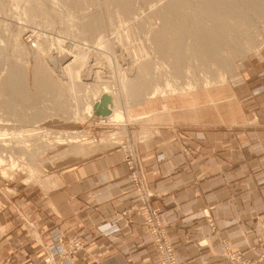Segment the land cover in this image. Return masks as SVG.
<instances>
[{
	"label": "crops",
	"instance_id": "1",
	"mask_svg": "<svg viewBox=\"0 0 264 264\" xmlns=\"http://www.w3.org/2000/svg\"><path fill=\"white\" fill-rule=\"evenodd\" d=\"M263 57L228 94L132 144L141 192L117 146L56 171L46 189L0 181V264H46L70 239L82 245L61 264H158L131 210L141 195L176 264H228L223 242L246 258L264 251Z\"/></svg>",
	"mask_w": 264,
	"mask_h": 264
},
{
	"label": "rangeland",
	"instance_id": "2",
	"mask_svg": "<svg viewBox=\"0 0 264 264\" xmlns=\"http://www.w3.org/2000/svg\"><path fill=\"white\" fill-rule=\"evenodd\" d=\"M163 3L173 4L165 15L180 24L177 34L183 39L178 45L183 42L179 48L187 51L177 73L170 71L172 60L161 54L163 48L157 42L164 17L158 5ZM203 4L204 0H0V181L46 189L53 185L56 171L78 159L107 147L120 148L122 143L132 146L156 126L191 118L216 94H228L264 54V18L255 19L247 33L229 37L234 16L225 18L209 5L222 17L220 25L227 31L222 32L219 53L206 60L190 52L193 34L213 40L212 32L204 33V27L197 26L199 20L210 23L199 8ZM245 41L250 49H245ZM203 46L211 48L213 42ZM145 62L148 76L138 69ZM10 65L21 82L17 83L21 96L1 87ZM123 76L134 77V83L143 86L141 94L147 90L146 97L154 98L127 94ZM43 80L46 85L40 88ZM106 89L114 90L121 116L111 118V114L108 121L85 116L86 102ZM157 91L168 96L160 97ZM223 246L224 252H236L224 242Z\"/></svg>",
	"mask_w": 264,
	"mask_h": 264
},
{
	"label": "bare ground",
	"instance_id": "3",
	"mask_svg": "<svg viewBox=\"0 0 264 264\" xmlns=\"http://www.w3.org/2000/svg\"><path fill=\"white\" fill-rule=\"evenodd\" d=\"M205 1V3H206V5H202V6H200L199 8L204 12V14H205V18H206V20H208V22H210L208 25L205 23V22H203V21H198V23H197V26L199 27V28H202V27H204L203 29H204V33H205V31L207 30V31H210V32H212L213 33V35H212V38H213V40L211 39V38H208V40H206V38H205V36L203 35L202 36V34L201 33H195V34H193L194 35V42L192 43L191 42V46H192V48L190 49V52H191V54L192 55H194L195 57H200V56H202L203 57V59H205L206 58V60H208V59H210V57H214V54H218L219 53V49H220V44H223V43H221V41L222 40H220V38H223L222 36H224L223 35V31H227V30H224V28H223V26L222 25H220V23H221V21H219L220 19H222V17L221 16H217V15H215V12H213V10H211L212 8L209 6V5H212L215 9H218V11L220 10L221 11V14L220 15H222L223 14V16L225 17V16H227V17H230V18H232L233 16V20H235V24L233 25L232 23V28H230L229 27V29H228V33H229V35H231V36H229V37H234V36H236V34L237 33H239V32H241V31H245V33H247V30H249V29H252V28H250V27H254V23H256V20L255 19H257V18H259V19H263L264 18V0H204ZM164 4V5H163ZM162 5L160 4V6L158 5V8L160 9V10H162L161 12L163 13V20H162V25H160V32L162 33V34H160V36H158V35H156V36H158V44L163 48V50H161L163 53H161V54H164V53H166V55H169V58L172 60V63H173V65L171 66V72H174V73H177V72H179L182 68L181 67H183V66H181V59H182V55L184 54L185 55V53H187V51L185 50V51H182L180 48H182V47H180L179 48V46H181L182 44H183V42H181L180 41V43H182L181 45H178L179 44V40L180 39H183V38H181L182 36L181 35H179V34H177V29H178V27H179V23L175 20V19H173V18H171L170 16H168V15H165V13H168V11H169V8H171V6L173 5L172 3L171 4H169V3H163ZM120 6V5H119ZM157 6V5H156ZM122 8V7H121ZM124 8V7H123ZM122 8V10H121V12L123 11L124 12V9ZM157 8V7H156ZM155 8V9H156ZM171 9H173V8H171ZM167 10V11H166ZM219 11V12H220ZM222 11H223V13H222ZM170 13V12H169ZM125 14V13H124ZM224 17H223V20H224ZM194 18V17H193ZM226 18V17H225ZM192 19V18H191ZM194 19H196V18H194ZM202 20V19H201ZM204 21H206L205 19H203ZM210 20V21H209ZM254 20H255V22H254ZM175 21V22H174ZM191 21V20H190ZM229 22V21H228ZM194 23V22H193ZM192 23V24H193ZM220 25V26H219ZM202 26V27H201ZM231 26V25H230ZM195 30V29H194ZM159 31V30H158ZM195 31H192L191 33H194ZM223 32V33H222ZM227 33V34H228ZM226 34V33H225ZM259 36V35H258ZM192 37V36H191ZM192 38V39H193ZM258 38V37H257ZM217 39H219L220 40V42L218 41L217 42ZM229 39V38H228ZM213 42V46L210 48V47H205V46H203L204 45V43H206V42ZM230 41V40H229ZM245 43H247L246 41H245ZM184 45V44H183ZM186 45V47H187V45L188 44H185ZM190 45V44H189ZM188 45V47H191V46H189ZM224 45H225V43H224ZM237 45V44H236ZM158 46V45H157ZM159 46V47H160ZM166 46H167V49H165L166 48ZM223 46V45H222ZM245 47V49H246V47H248L249 49H250V47L248 46V43H247V46H244ZM247 48V49H248ZM244 49V48H243ZM167 50V51H166ZM187 50H189L188 48H187ZM66 51V50H65ZM189 54V53H188ZM187 54V55H188ZM65 56V55H64ZM163 56V55H162ZM69 58V57H68ZM71 59V58H70ZM68 60V59H67ZM66 60V61H67ZM198 61V60H197ZM226 62H227V60H226ZM2 63V62H1ZM200 63V62H199ZM202 63V62H201ZM200 63V64H201ZM69 64V63H68ZM67 64V65H68ZM75 64V63H74ZM222 64V63H221ZM71 65V64H70ZM203 65V64H202ZM204 65H205V63H204ZM23 66V65H22ZM150 66V65H149ZM225 66H227V65H225ZM65 68V67H64ZM0 69H2V68H0ZM6 69V68H5ZM4 69V67H3V70H5ZM57 69V68H56ZM78 69V68H77ZM138 69H139V73H142V74H144L145 76H148L149 74V67H148V63H143L140 67H138ZM188 69L189 68H187L186 67V71H188ZM2 70V71H3ZM41 70V69H40ZM45 70V69H44ZM66 70H67V68H66ZM4 72H6L5 73V76H3V78H5L3 81H2V85H1V87H2V89H4L5 91H9V93H12V94H14V93H16V94H18V95H22V91L20 90L21 88H19L20 86H19V84L21 83H19V81L17 80V79H19V77L18 76H16V73H17V71H15V69H14V67L13 66H9L8 67V69H6V71H4ZM52 72V71H51ZM21 74V73H20ZM148 74V75H147ZM134 75V74H133ZM143 75V76H144ZM45 76V75H44ZM144 76V77H145ZM124 77V78H123ZM122 78H123V88H124V91H128L127 92V94L128 93H130V94H132V93H134V95H139V94H141V89H143V86H137V84L136 83H134V81H133V78L134 77H132V76H127V78L125 77V76H123ZM67 78V77H66ZM35 79V78H34ZM37 79V78H36ZM40 79V78H39ZM17 83H19V84H17ZM36 83V82H35ZM41 84L39 85V87L40 88H43V86H45L46 85V83H45V81L43 80V82H40ZM81 84V83H80ZM93 85V84H92ZM77 86H78V84H77ZM84 86V85H83ZM82 86V87H83ZM76 87V86H75ZM74 87V88H75ZM77 88V87H76ZM110 89V88H109ZM111 89H112V87H111ZM122 89V88H121ZM76 90V89H75ZM107 90V89H106ZM104 91V90H102L101 92H98V93H96V98H95V96L93 97L92 96V101H87L86 102V105H85V107H84V114H85V116H87V117H89V116H91V115H93L94 116V114H93V110H92V104L94 103V102H96V101H98L99 100V97L101 96V94L102 93H106V94H108V96L110 97V105H108L107 107H108V109H109V113L106 115V116H98V117H96V118H106V117H108L109 118V115H111L112 114V116H111V118H118V117H120L121 115H120V113H119V111H117L116 110V103H115V99H114V97H113V91L111 92V91ZM2 91V90H1ZM125 92V93H126ZM135 93H137V94H135ZM85 94V93H84ZM92 94V93H91ZM126 94V95H127ZM143 94V93H142ZM141 94V95H142ZM150 94V92L149 93H147V90H146V93H144L143 94V99H145V100H147V99H151V98H154L153 96H150V97H146V96H148ZM158 96H160V97H165V96H168V95H165L166 93L165 92H163V91H157V93H156ZM173 94H175V93H170V95H173ZM179 94H184V93H179ZM87 95V94H86ZM93 95V94H92ZM11 96V95H10ZM13 98H16L14 95L12 96ZM9 99V100H12V101H14V99ZM22 98V97H21ZM25 98V97H24ZM91 98V97H90ZM19 100H20V98H18ZM17 99V100H18ZM24 100V99H23ZM11 101V102H12ZM16 101V100H15ZM2 103V102H1ZM0 103V104H1ZM3 104H5V103H3ZM2 104V105H3ZM7 104V103H6ZM163 107V106H162ZM83 110V109H82ZM83 116V115H82ZM95 117V116H94ZM139 117V116H138ZM140 118L142 119L143 117L142 116H140ZM1 119V118H0ZM78 119V118H77ZM136 119H138V118H136ZM3 120V119H2ZM99 120H106V121H108L107 120V118L106 119H99ZM109 120H111V119H109ZM4 121V120H3ZM32 123V122H31ZM12 128V127H11ZM23 130V129H22ZM8 134V133H7ZM19 135V134H18ZM28 136L29 137H31L29 134H28ZM79 136V135H78ZM18 137V136H17ZM72 137V136H71ZM25 138V137H24ZM34 138V137H33ZM18 139V138H17ZM19 139H21V138H19ZM2 140V139H1ZM21 140H23V139H21ZM4 141H6V140H4ZM12 141H13V139H12ZM27 141V140H26ZM15 142V141H14ZM18 142H20L19 140H18ZM17 142V143H18ZM22 142V141H21ZM44 142V141H43ZM76 142V141H75ZM1 143V142H0ZM41 143V142H40ZM7 144V143H6ZM43 144V143H42ZM47 144V143H46ZM2 145V143L0 144V146ZM25 145V144H24ZM41 145V144H40ZM48 145V144H47ZM45 146V145H44ZM19 147V146H18ZM25 148V147H24ZM22 149V148H21ZM28 149V148H27ZM2 150H6V151H8L9 150V147L8 148H2ZM0 152H1V150H0ZM2 153V152H1ZM11 153V152H10ZM31 154V153H30ZM3 155V154H2ZM2 157V156H1ZM0 157V158H1ZM16 159V158H15ZM1 161H2V158L0 159ZM23 160H24V158H23ZM28 160V159H27ZM20 162V161H19ZM12 163V162H11ZM18 163V162H17ZM21 165V164H20ZM28 165V164H27ZM14 166V165H13ZM18 168V167H17ZM20 169V168H19ZM29 171V170H28ZM13 173V172H12Z\"/></svg>",
	"mask_w": 264,
	"mask_h": 264
},
{
	"label": "built area",
	"instance_id": "4",
	"mask_svg": "<svg viewBox=\"0 0 264 264\" xmlns=\"http://www.w3.org/2000/svg\"><path fill=\"white\" fill-rule=\"evenodd\" d=\"M123 144V146L121 144L120 148H123V160L127 166L128 175L133 183L134 189L141 192L142 182L133 148L128 143ZM139 199L141 204L139 206H133L131 210L142 217V225L151 235V240L158 256V263L176 264L173 248L165 239L157 213L150 208L145 199V195H141V198ZM81 245L82 243L78 239H70L63 244L61 251L55 258L49 256L45 257L44 262L46 264H61L63 258L72 256L78 249H80ZM223 255L228 260L229 264H261L264 258V251L260 254H255L252 258L243 257L242 254L237 251H226ZM91 264L98 263L93 262Z\"/></svg>",
	"mask_w": 264,
	"mask_h": 264
},
{
	"label": "water",
	"instance_id": "5",
	"mask_svg": "<svg viewBox=\"0 0 264 264\" xmlns=\"http://www.w3.org/2000/svg\"><path fill=\"white\" fill-rule=\"evenodd\" d=\"M108 105H110V97L108 94L102 93L99 100L92 104L94 116H106L109 113Z\"/></svg>",
	"mask_w": 264,
	"mask_h": 264
}]
</instances>
